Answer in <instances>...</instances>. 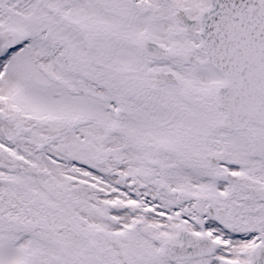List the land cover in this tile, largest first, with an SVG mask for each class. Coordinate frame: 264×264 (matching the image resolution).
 <instances>
[{"label": "snow or ice", "instance_id": "snow-or-ice-1", "mask_svg": "<svg viewBox=\"0 0 264 264\" xmlns=\"http://www.w3.org/2000/svg\"><path fill=\"white\" fill-rule=\"evenodd\" d=\"M0 264H264V0H0Z\"/></svg>", "mask_w": 264, "mask_h": 264}]
</instances>
